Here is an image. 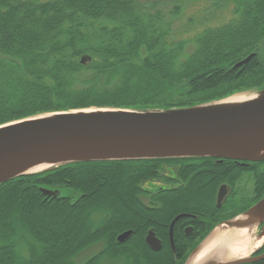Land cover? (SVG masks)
Wrapping results in <instances>:
<instances>
[{
	"label": "trees",
	"instance_id": "16d2710c",
	"mask_svg": "<svg viewBox=\"0 0 264 264\" xmlns=\"http://www.w3.org/2000/svg\"><path fill=\"white\" fill-rule=\"evenodd\" d=\"M207 1L210 19L228 7L231 19L175 38L156 0H0V126L83 109H185L262 91L264 0ZM244 175L251 187L243 194ZM222 185L228 192L216 208ZM61 188L73 194L40 191ZM263 197L264 161L68 163L0 184V264H184L218 224ZM148 231L160 251L146 246Z\"/></svg>",
	"mask_w": 264,
	"mask_h": 264
},
{
	"label": "water",
	"instance_id": "95a60500",
	"mask_svg": "<svg viewBox=\"0 0 264 264\" xmlns=\"http://www.w3.org/2000/svg\"><path fill=\"white\" fill-rule=\"evenodd\" d=\"M253 54L237 64L247 63ZM86 58L82 57L80 63ZM225 100L185 109L167 111H132L118 109H83L36 116L0 126V184L14 178L39 173L68 163L210 157L235 162L264 161V89L243 103L219 105ZM48 168L26 172L39 165ZM48 197H58V190L41 189ZM226 186L217 191L216 208L227 195ZM180 217V216H179ZM250 218L249 223L244 219ZM178 219V217L176 218ZM174 219L169 227L171 238ZM262 225L264 232V197L243 214L218 224L189 255L227 224L240 230ZM191 228L185 230L189 235ZM130 231L117 237L119 243ZM153 252L161 242L152 231L145 237ZM253 253V252H252ZM251 253V254H252ZM250 254V255H251ZM264 259L245 257L224 264H239ZM204 264H217L212 258Z\"/></svg>",
	"mask_w": 264,
	"mask_h": 264
},
{
	"label": "rangeland",
	"instance_id": "374dc122",
	"mask_svg": "<svg viewBox=\"0 0 264 264\" xmlns=\"http://www.w3.org/2000/svg\"><path fill=\"white\" fill-rule=\"evenodd\" d=\"M156 1L158 4L156 8L154 9L160 12L161 21L170 25V28L172 30V35L175 38L191 37L197 32L198 29L204 26L219 27L221 25L226 24L232 17L231 12H230L231 7H228V8H224L219 13L212 12L211 15L213 16V19H210L208 16V13H210V10H211L210 8L212 6V3L207 0L205 1L156 0ZM176 6L179 8V13L177 15H173V12L175 11ZM154 9H151L152 13H154L153 11ZM202 19H207L208 21L203 23L201 22ZM255 95L256 93L254 92L244 91L240 93H235L225 98L224 100L226 101L230 98H235L237 96H243V97L249 98ZM250 185L251 184H250V180L248 179V176L244 175L243 180L239 185L240 189L242 188L243 194L250 191V187H251ZM158 186L164 187L165 185L157 183V182H145L142 184V187L148 190L154 189L155 187H158ZM59 190H60L59 194L62 196H69L73 194L72 191L67 190L65 188L58 189V191ZM231 230L234 231V229H230V231ZM240 231L247 232L250 238L248 242H253L257 238V236H259L262 229L260 228V226L255 225L254 227L250 226L245 229H240ZM94 251L95 249H90L89 251L84 252L82 257L78 258V262L81 259H84L88 257L89 255H91L92 253H94ZM252 251L254 250H250L248 254H251Z\"/></svg>",
	"mask_w": 264,
	"mask_h": 264
},
{
	"label": "bare ground",
	"instance_id": "6f19581e",
	"mask_svg": "<svg viewBox=\"0 0 264 264\" xmlns=\"http://www.w3.org/2000/svg\"><path fill=\"white\" fill-rule=\"evenodd\" d=\"M254 96L246 98L237 96L221 102L219 105H236L247 100L253 99ZM49 165H39L26 172H36L48 168ZM250 218L244 219L249 223ZM251 227L256 225V221H250ZM249 234L245 231H233L227 224L220 225L208 239L190 256L186 264H204L208 258H212L217 264H224L231 260L245 258L250 250L260 247L264 241V232L257 236L253 242L249 241Z\"/></svg>",
	"mask_w": 264,
	"mask_h": 264
},
{
	"label": "flooded vegetation",
	"instance_id": "af4514ba",
	"mask_svg": "<svg viewBox=\"0 0 264 264\" xmlns=\"http://www.w3.org/2000/svg\"><path fill=\"white\" fill-rule=\"evenodd\" d=\"M188 228H190V227H188ZM191 230H192V228H191ZM190 233H191V231H190Z\"/></svg>",
	"mask_w": 264,
	"mask_h": 264
}]
</instances>
